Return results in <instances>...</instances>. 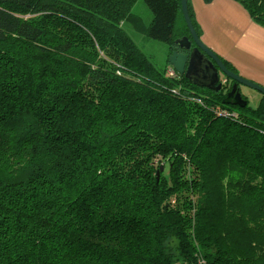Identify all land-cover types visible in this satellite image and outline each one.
Listing matches in <instances>:
<instances>
[{
  "label": "trees",
  "instance_id": "trees-1",
  "mask_svg": "<svg viewBox=\"0 0 264 264\" xmlns=\"http://www.w3.org/2000/svg\"><path fill=\"white\" fill-rule=\"evenodd\" d=\"M137 2L0 0V264H264V96L158 68L125 26L169 61L181 0Z\"/></svg>",
  "mask_w": 264,
  "mask_h": 264
},
{
  "label": "crops",
  "instance_id": "crops-1",
  "mask_svg": "<svg viewBox=\"0 0 264 264\" xmlns=\"http://www.w3.org/2000/svg\"><path fill=\"white\" fill-rule=\"evenodd\" d=\"M202 42L234 72L264 86V27L233 0H188Z\"/></svg>",
  "mask_w": 264,
  "mask_h": 264
},
{
  "label": "water",
  "instance_id": "water-1",
  "mask_svg": "<svg viewBox=\"0 0 264 264\" xmlns=\"http://www.w3.org/2000/svg\"><path fill=\"white\" fill-rule=\"evenodd\" d=\"M182 10L190 37L186 36L175 41L177 50L169 58V64L194 85L210 90H222L221 75L235 82L232 91L224 101L227 105L245 108L248 102L243 98L238 86H245L258 91L264 96V86L246 79L229 70L217 54L208 48L198 36L189 13L188 0H181ZM164 167L161 168V171Z\"/></svg>",
  "mask_w": 264,
  "mask_h": 264
},
{
  "label": "rangeland",
  "instance_id": "rangeland-1",
  "mask_svg": "<svg viewBox=\"0 0 264 264\" xmlns=\"http://www.w3.org/2000/svg\"><path fill=\"white\" fill-rule=\"evenodd\" d=\"M191 4V3H190ZM133 12L141 16L146 25H150L153 19L151 10L147 7L144 0H138ZM187 24L184 18L183 10H181L176 23V33H179V38L186 37L185 28ZM188 27V26H187ZM125 29L129 32L132 39L138 44L140 49L152 60V62L160 69L169 65L168 61V46L162 42L153 40L144 34L135 32L130 25H126ZM178 38V39H179ZM242 95L248 99L249 105L257 109L262 100V94L251 88L242 86Z\"/></svg>",
  "mask_w": 264,
  "mask_h": 264
},
{
  "label": "flooded vegetation",
  "instance_id": "flooded-vegetation-1",
  "mask_svg": "<svg viewBox=\"0 0 264 264\" xmlns=\"http://www.w3.org/2000/svg\"><path fill=\"white\" fill-rule=\"evenodd\" d=\"M189 37V36H188ZM220 83H222V89L223 88H226L227 90H229L228 91V93H230L231 91H232V88L234 87V84H235V82H231V81H229V80H227V79H225L224 78V76H222L221 75V79H220ZM225 86V87H224ZM242 86L241 85H239L238 86V90L241 92V94H242ZM243 96V95H242ZM243 98H245V96H243Z\"/></svg>",
  "mask_w": 264,
  "mask_h": 264
},
{
  "label": "built area",
  "instance_id": "built-area-1",
  "mask_svg": "<svg viewBox=\"0 0 264 264\" xmlns=\"http://www.w3.org/2000/svg\"><path fill=\"white\" fill-rule=\"evenodd\" d=\"M173 74V73H172Z\"/></svg>",
  "mask_w": 264,
  "mask_h": 264
}]
</instances>
